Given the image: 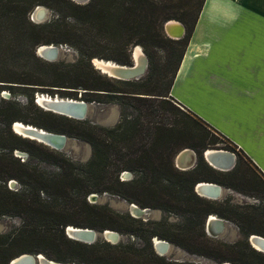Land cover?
Here are the masks:
<instances>
[{
  "label": "trees",
  "instance_id": "16d2710c",
  "mask_svg": "<svg viewBox=\"0 0 264 264\" xmlns=\"http://www.w3.org/2000/svg\"><path fill=\"white\" fill-rule=\"evenodd\" d=\"M203 1L0 0V26L4 32L0 37V66L9 60L25 59L24 66L30 68L22 75H0L3 81L0 87L12 90L10 82H19L43 93L72 97H77L78 89H82L84 100L106 103L117 99L136 111V115L130 116L121 112L119 121L106 126L88 118L77 119L43 109L33 101L34 92L29 93L27 105L11 99L2 100L0 217L19 216L21 223L0 232V264H8L10 258L22 252H41L57 261L82 264H199L165 258L152 247L151 238L156 236L171 238L189 252L209 256L218 263L264 264V252L252 247L247 239L250 233L264 236V173L228 137L170 94L175 72ZM38 4L51 6L59 12L67 22V36L51 39L40 35L51 22H34L28 17ZM193 6L195 10H192ZM71 19L83 20L87 26L78 30L71 25ZM168 19L184 23L182 36L172 38L166 34L164 23ZM93 23L99 32L111 38L116 54L100 53L87 47ZM165 39L170 48L160 62L148 47ZM52 42L75 45L80 56L69 62L47 60L35 52L37 46ZM137 43L145 45L148 56L149 71L145 77H109L91 63V58L99 55L130 64L131 45ZM164 103L167 108L162 105ZM158 106H161L160 110L170 111L171 121L158 114ZM14 120L81 138L91 145V155L84 163L77 164L61 151L16 133L11 128ZM218 142H226L229 146L218 147L236 154L235 164L230 169L215 168L203 157V150ZM187 146L195 149L197 159L193 167L181 169L175 165L174 157L181 147ZM18 148L25 149L31 157L55 163L58 170L49 173L36 164L21 160L14 154ZM124 170L133 175L121 179L120 173ZM10 178L19 182L18 188L7 185ZM198 181L235 188L254 195L257 201L235 203L228 198L202 196L194 188ZM91 192H110L141 207L181 214L184 223L175 225L166 216L159 220H144L118 212L107 204L89 201L87 195ZM211 213L233 220L243 238L227 242L207 234L204 223ZM145 223L153 225L144 235L142 245L105 239L88 243L65 233L66 225L72 224L138 235ZM180 226L183 227L182 234L185 232L188 236V244L169 237L170 228L180 229Z\"/></svg>",
  "mask_w": 264,
  "mask_h": 264
},
{
  "label": "crops",
  "instance_id": "0c3cea01",
  "mask_svg": "<svg viewBox=\"0 0 264 264\" xmlns=\"http://www.w3.org/2000/svg\"><path fill=\"white\" fill-rule=\"evenodd\" d=\"M170 94L264 173V0H204Z\"/></svg>",
  "mask_w": 264,
  "mask_h": 264
},
{
  "label": "rangeland",
  "instance_id": "374dc122",
  "mask_svg": "<svg viewBox=\"0 0 264 264\" xmlns=\"http://www.w3.org/2000/svg\"><path fill=\"white\" fill-rule=\"evenodd\" d=\"M74 1L79 2V3H84V2H80L78 0H74ZM87 1H85V2H87ZM195 1H198V0H195ZM38 5L42 6V8L44 9V12L43 11H41V12H43L44 14H42L41 17H39V18H35L33 16L32 12L35 9V7ZM38 5H36L32 11H30V13L28 14V17L31 20H33L34 22H51V25L49 27H47L44 31H42L40 35H42L43 37H46V38H51V39H60V38L67 36L68 35L67 28H66L67 22L65 19H63L59 15V12L51 6H48L45 4H38ZM193 8L194 9H192V10H195L194 6H193ZM71 21L73 22V24H71L70 22H68V23L71 24L74 28H76L78 30H81L83 27L87 26V24L85 22H83V20L76 19L75 21H73V19H71ZM93 22H95V21H93ZM0 24H2V20H0ZM91 26H92V28H91V40L87 42L90 46L87 45V47H90L91 49L96 50L97 52H100V53H115L116 50H115L112 42L110 41L111 38L108 35H105V34L99 32L95 27L96 26L95 23H93V25L91 24ZM3 33H4L3 28L0 26V37H1V35L4 36ZM51 44L60 45V44L55 43V42H52ZM61 45H63V46H61L62 50H60L58 52L57 56L53 60L63 59L64 61L71 62V61L78 59V57L80 56L79 48H77L75 45H72L69 43H64ZM136 45L141 46L143 52L145 53V45H142L140 43L131 45V50ZM148 48H149V50H152L154 52V54L158 57V60L160 62H163V60L165 59V56L167 54V48L168 49L170 48V43L167 41V39H165V40L161 41L160 44H156L155 46H150ZM131 50H130V54H129L130 57L132 56ZM35 52H36V48H35ZM145 55L147 56L146 53H145ZM94 57H99V55L94 56ZM92 58H91V63L93 64ZM147 59H148V56H147ZM131 60H132V57H131ZM26 61H25V59H19L18 62L14 61V60L7 61L6 63H4L5 65L0 66V75H13V74H21V73L28 72L30 68L25 67L24 66L25 64L23 63ZM93 66L95 68H97L95 66V64H93ZM148 71H149V67L147 64L145 72L139 78H136V79H140L142 77H145L147 75ZM153 73H154V71H153ZM156 74H157V72H155L154 76L152 74V76L155 77ZM167 77L165 79H167ZM133 79H135V78H133ZM153 81H154V78L152 79L151 84ZM0 83H3V81L0 80ZM10 83L13 84L12 90L9 89L8 87H0V103L3 102L2 100H4V99H11V100H14V102H17L21 105H27L28 101H29L28 95L30 92H34V95L38 92H42L41 90H35L36 88L24 87L23 85H26L24 83H19V82H10ZM30 86H33V84H30ZM34 86H41V85L34 84ZM42 86L49 87L48 85H42ZM50 87H52V86H50ZM52 88H56V87L53 86ZM61 88L62 89H68V87H61ZM62 91H66V90H62ZM81 91H82V89H78L77 98L81 97ZM33 101L39 107H41L35 101V97L33 98ZM162 105L166 108L168 107L167 103H164ZM90 107H89V110H88L85 118L90 119L92 122H95V123H98L101 125H106V126H112L117 121H119L121 112H124V114H127L129 116L130 115H136V111L132 106H130L129 104L121 103L117 99H115L111 102H106V103H98L96 101H91ZM41 108H43V107H41ZM158 108H159L158 114L162 115L166 121H171L173 115L170 113V111H168L166 109L160 110L161 106H158ZM31 115L33 116L34 114H31ZM32 116H30V117H32ZM2 127H3V124L0 122V129ZM12 130H13V128H12ZM67 136H68L69 140H67V143L65 144V146L60 148V149H57V150L61 151L67 158L71 159L73 162H75L77 164L84 163L91 155V151H92L91 145L87 141H85L81 138H77L75 136H69V135H67ZM67 144H68V146H67ZM218 146L225 147V146H229V144H227L226 142H218L216 144L209 145L206 148H208V147L222 148V147H218ZM187 147H189V146H187ZM190 148H192V147H190ZM192 149L195 151L194 148H192ZM1 151H3V149L0 146V152ZM14 154L20 156L21 160H27V161L31 162L32 164L38 165L42 170H44L46 172L50 173V172H55L58 170V167L55 163L40 160L36 157H31V156H29L28 152L25 149H19V148L15 149ZM196 159H197V157H196ZM124 171H127V172L125 173ZM124 171H122L120 173L121 179H128L133 175V173L129 170H124ZM7 185L9 187L15 189V188L19 187V182L15 178H10L7 181ZM222 187H223L224 193L222 191L217 199L228 198L232 202H235V203L257 201V198L254 195L239 191V190L232 188V187H228V186H224V185H222ZM93 193L96 194L95 197L90 196ZM87 198L89 201H92V202L107 204L108 206H110L115 211L131 214V212L129 211V207H128V204L130 201H128L127 199L123 198L120 195L110 193V192H102V193L91 192L87 195ZM164 216H166L167 219L170 222L174 223L175 225L176 224L182 225L184 223L183 215L177 214V213H171V212L169 213V212L162 210L161 208L151 207L148 214H144V215H141L138 217H140L144 220H146V219L159 220V219L163 218ZM217 216H219V215H217ZM219 217H221V216H219ZM221 218L226 220L223 229L219 233H217L216 235H213L211 233L206 232L207 234H209L212 237H215L217 239L227 241V242H234V241H237V240H240L243 238V234L241 233L238 225L233 220H230V219H227L224 217H221ZM20 223H21V217H19V216L2 215L0 217V232H5V231L9 230L11 227L18 225ZM152 225H153V223L143 224L141 226L142 229L139 230L138 235L137 234H131V233H125V232H118L119 233V240L120 241H133L137 245H142L145 242L144 235L148 234V232L152 228ZM204 229H205V223H204ZM181 230H183V227H181V226H180V229L171 227L170 231L168 232L169 237H172L176 240H179V241H182L183 243L188 244L189 240L186 239V237L188 238V236L184 231H183L184 234H182ZM152 238H160L161 239L162 237H152ZM162 239L167 240L169 243L167 249L163 252V254H161L165 258L177 260V261H190V262H195V263H199V264H219L218 262L214 261L209 256L189 252L183 246H181L177 242L173 241V239H171V238L167 237V238H162ZM151 241H152V247L154 248L153 240H151ZM154 250L156 251L155 248H154ZM233 264H238V263H233Z\"/></svg>",
  "mask_w": 264,
  "mask_h": 264
},
{
  "label": "water",
  "instance_id": "95a60500",
  "mask_svg": "<svg viewBox=\"0 0 264 264\" xmlns=\"http://www.w3.org/2000/svg\"><path fill=\"white\" fill-rule=\"evenodd\" d=\"M87 0H84L85 2ZM39 6V5H38ZM35 7L32 14L35 18L41 17V15L36 16L35 10L38 8ZM42 7V6H41ZM178 27V32L174 35H177L176 38L180 37L183 34L184 23L177 19H168L164 23V30L166 34H169V27ZM173 37V36H172ZM175 37V36H174ZM53 46V48L51 47ZM62 45L50 44V45H39L36 47V53L44 59L53 60L58 52L59 48ZM141 47V46H140ZM135 46L131 50L132 62L130 64H112L111 61H115L110 58L103 57H93L92 62L95 66L106 75L119 79H133L139 78L144 72L148 64V59L145 53L141 48V55L139 57L140 60H136L134 58L133 50ZM99 58V60L97 59ZM117 62V61H116ZM35 101L44 109L51 110L53 112L66 115L68 117L83 119L86 117L87 112L89 110V105L91 101H86L83 98H77L72 96H60L57 93L43 94L38 93L35 94ZM19 121V122H18ZM11 127L13 130L21 134L22 136H27L30 138L37 139L53 148L60 149L65 146L68 140V136L64 133L53 132L47 130L41 126H36L32 123L23 122L20 120H14L11 123ZM39 137L40 139H38ZM204 159L213 167L227 170L233 167L236 161V154L234 151H231L226 148H212L208 147L203 150ZM222 154H226L229 157V160L223 159ZM187 155V158L183 161L182 156ZM197 154L190 147L181 148L174 157V163L178 168L188 169L194 166L196 162ZM228 161V162H226ZM125 173L127 171H124ZM195 190L198 194L208 197V198H218L221 194L222 185L212 182V181H198L195 184ZM91 197H95L96 194H91ZM129 211L133 216H141L144 214H148L150 211V207H141L134 202H129L128 204ZM214 214V213H213ZM215 216V217H213ZM226 220L217 216L216 214H209L205 221V230L208 233L216 235L219 233L224 225ZM65 233L76 240L83 242H94L97 239H105L110 242H117L119 240V233L116 230L105 228L103 230H96L87 226H77L72 224H67L65 227ZM157 237V236H156ZM162 239V238H161ZM249 243L256 249L264 252V236L258 233H250L247 237ZM153 246L159 254H163V252L167 249L169 243L167 240L162 239L161 241L156 242L155 238H152ZM259 247V248H258ZM8 264H82L74 261H57L55 259L49 258L45 256L41 252L37 253H29L22 252L18 255L13 256L9 259ZM219 264H233L230 261H222Z\"/></svg>",
  "mask_w": 264,
  "mask_h": 264
},
{
  "label": "bare ground",
  "instance_id": "6f19581e",
  "mask_svg": "<svg viewBox=\"0 0 264 264\" xmlns=\"http://www.w3.org/2000/svg\"><path fill=\"white\" fill-rule=\"evenodd\" d=\"M78 1H80V2H83L84 0H78ZM41 11H43L44 12V9L41 7V6H38V8L35 10V15L36 16H38V15H42V14H44L43 12H41ZM41 19V18H40ZM36 20V19H35ZM38 21V20H37ZM169 31V34H173V35H169L170 37H172V38H176L177 37V35H174V34H176L177 32H178V27H174V26H172V27H169V29H168ZM184 32H185V26H184V30H183V34H184ZM182 34V35H183ZM181 35V36H182ZM175 36V37H174ZM42 45H50V44H42ZM63 46V45H62ZM52 48H53V46H51ZM62 47H60L58 50L60 51V50H62L61 49ZM133 56H134V58H136V60H140L139 59V57H140V55L142 54L141 53V47L139 46V45H136L135 46V48H134V50H133ZM98 60H99V58H97ZM110 63H112V64H114V65H116V64H121V63H119V62H116V61H111ZM43 94H45V93H43ZM38 95L40 96V93H38ZM93 104V103H92ZM90 106V105H89ZM92 106V105H91ZM91 108V107H90ZM49 111V110H48ZM19 122V121H18ZM38 139H40L39 137H37ZM37 140V139H36ZM69 140V139H68ZM67 146H68V144H67ZM222 156H223V159H228L229 160V157L226 155V154H222ZM182 157H186L187 158V155H184V156H182ZM185 158V159H186ZM226 162H228V161H226ZM223 191V188H221V192ZM220 192V193H221ZM223 193H224V191H223ZM212 215H214V214H212ZM213 217H215V216H213ZM225 231V230H224ZM223 233V232H222ZM162 239H160V238H155V241L156 242H158V241H161ZM259 248V247H258Z\"/></svg>",
  "mask_w": 264,
  "mask_h": 264
}]
</instances>
